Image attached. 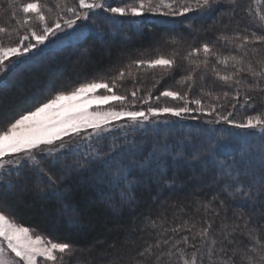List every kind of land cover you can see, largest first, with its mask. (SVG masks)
<instances>
[{
    "label": "trees",
    "instance_id": "1",
    "mask_svg": "<svg viewBox=\"0 0 264 264\" xmlns=\"http://www.w3.org/2000/svg\"><path fill=\"white\" fill-rule=\"evenodd\" d=\"M127 1H112L109 5L120 6ZM4 6L0 3V9ZM261 13L264 15V0H235L234 5L221 0L211 11L147 17L140 22L111 17L101 10L90 13L88 20L78 24L74 35L56 38L53 45L32 53L25 63L0 78V98L9 92L11 97L7 99V106L14 111H27L57 92H68L97 78H112L121 69L127 71L129 65L137 77L146 68L137 70L132 62L156 52L176 54L178 64L165 78L162 74L155 75L156 70H152L147 79H141L160 80L158 91L163 86L181 90L185 86H176L174 81L179 80L178 73L183 77L189 70V64L182 56L187 48H198L204 43H214L218 47L221 34L260 33L262 22L258 16ZM200 26L203 30L197 32ZM157 42L161 45L155 47ZM83 58H88L91 64H85ZM80 66L82 70L76 76L73 70ZM58 72L65 76L61 82L56 81ZM201 73L203 71L197 70L196 79ZM211 79L207 73L208 85L213 83ZM130 80L125 76L122 89L131 84ZM31 83H37V94L29 89ZM221 86L215 81L210 89L221 92ZM18 88L29 91L22 96L17 93ZM249 95L253 97L250 101L253 107L239 110L237 105L234 117L230 118L240 120V117L264 113V92ZM229 110H232L230 103L226 109H218ZM205 121L171 118L135 128L118 127L104 133L102 138L85 139L86 134L77 136L65 143L64 151L57 152L55 158L43 156L35 169L22 161L20 166L10 170V174L0 175V184L9 180L13 183L11 191L14 194L4 200L14 203L12 213L17 221L53 241L67 242L78 249L98 245L104 257L110 259L106 260L107 264H125L123 257L109 263L114 261L115 252L121 247L131 249L135 256L144 248L145 242H154L157 237L153 222L159 225L164 221V226L169 227L189 218L201 225L204 220H212L213 227L218 230L224 217L231 224L236 219L234 211L238 215L242 210L245 213L240 219L242 223L251 216V224L264 228V215H261L264 202L258 198L253 204L242 194L251 180L244 179L239 184L227 175L233 157L238 161L243 157L245 162L258 165L260 155L264 153V140L256 131ZM163 133L168 135L165 139ZM210 145L214 146V157L205 152ZM177 153L182 156L174 159ZM197 153L199 158H194ZM37 178L42 184L41 192L35 188ZM20 183L27 187L23 193L16 191V185ZM237 187L241 188L240 192L236 191ZM209 201L211 205L205 215L202 205ZM196 207L199 210L196 211ZM235 239L248 243L247 237L239 231ZM92 257L87 253L85 259L79 261L94 264Z\"/></svg>",
    "mask_w": 264,
    "mask_h": 264
},
{
    "label": "snow or ice",
    "instance_id": "2",
    "mask_svg": "<svg viewBox=\"0 0 264 264\" xmlns=\"http://www.w3.org/2000/svg\"><path fill=\"white\" fill-rule=\"evenodd\" d=\"M77 2L79 9L85 11L82 12L76 6L58 0L57 7L60 11L66 12L68 16L65 18L57 15L51 24L48 22L45 5L35 2L23 4L22 13H32L34 16L31 19L16 20L19 28L25 29L23 35H19V28L17 29L18 44L5 47L0 43V73L15 70L20 63L26 62L24 57L29 56L33 51L39 52V46L44 45L51 36L63 32L65 27L73 28L77 21L88 20L89 14H94L97 9H103L105 13L120 17L128 15L140 17L146 12L159 13L164 17H175L185 16L193 11L201 13L211 11L221 0H137L136 4L126 6H111L105 0H77ZM227 2L234 5L235 0H227ZM10 7H15L14 0H11ZM47 7L50 10L51 6ZM260 20L262 22L260 33L253 32L251 35L234 33L231 36L221 34L218 39L224 41L225 45H234L237 53L242 52L247 55L249 46L264 45V16H261ZM33 22H38L39 29L33 26ZM8 31V28L0 26V36ZM251 51L257 52L258 50L252 47ZM201 53H203V60L193 59ZM211 56L216 57L211 72L214 80L219 81L223 86V90L214 93L213 89H206L202 83L201 94L193 95L196 83L195 73L203 66L204 72L201 73L199 79L206 82ZM10 57L16 59L10 60ZM184 59L189 64L195 65L191 71L187 72V75L177 81L182 86L186 85V90L181 92L166 88L155 97L149 90L140 98L141 103L149 105L147 109L135 107L139 88L134 87L131 91V101L126 95L115 91L121 87L119 82L125 79L126 74L133 81L136 80L132 65H129L127 72L121 69L111 78L110 82L103 78L84 82L69 92H57L46 102L27 111H21L6 126L0 125V173L9 171L10 174L7 166L19 164L21 158L30 161L35 169L43 159V156H38L37 153H51L53 151L51 146L65 136L85 132L87 133L85 139L102 138L105 132H112L118 127L135 128L138 124L144 125L149 122V117L197 119L199 116L212 117L215 115V120L208 119L205 122L210 124L223 122L231 128L256 131L264 140V114L247 115L242 121L230 118L234 117L237 105H239V110L253 107L250 103L253 97L249 93L264 92V57L257 60L258 66L249 62L245 67L243 55H221L214 50L212 45L204 43L201 47L189 51ZM6 61L9 62L6 64ZM132 63L137 70L144 66L147 70L160 68L165 70L164 74L176 67L174 57L165 58L164 56ZM217 65H222L225 70H219ZM229 65L233 71H227ZM245 77H250L251 80ZM242 88H246L247 91L243 92L244 98L241 102ZM98 90H103V93L97 94ZM205 95L209 97L207 101L203 98ZM162 98L165 101L163 103ZM152 99L157 104L162 103V106H152L150 102ZM169 99L182 103L168 104L166 101ZM85 101L96 102L97 105L114 101L120 107L113 106L107 110L97 107L94 111H89L87 107L79 111L71 110L74 104H81ZM229 103L232 110L218 111V109H226ZM192 113H197V116H192ZM122 118H126L124 125L118 123ZM89 129L91 132H88ZM59 147L62 148L64 145L61 144ZM213 147L210 145L205 150L210 157H214ZM177 156H182V154L177 153L173 158ZM194 158H199V154H194ZM228 169L229 178L239 184H242L244 179L251 180L247 190L242 193L247 201L255 204L259 198L261 202H264V153L260 155L258 165L250 161L245 162L243 157L239 161L233 157ZM49 179L51 180L52 177ZM12 189L13 183L10 180L5 184H0V193L10 192ZM236 191L240 192L241 188L237 187ZM210 205L211 201L202 205L205 215ZM220 206L224 207L223 203ZM261 215H264V212ZM244 216L245 213L241 210L237 219L231 224L227 222V217H224V222L218 230L213 227L212 220H204L201 225L189 218L181 224L169 227L164 226V221H161L159 225L153 222L152 227L156 229L157 238L154 242H145L144 248L135 256L130 257L132 264H264V228L251 224V216L245 218L243 224L238 223L237 220ZM238 231L239 234L247 237V244L235 239ZM33 232V229L17 223L10 212L0 210V264H19L21 261L23 264H56L58 260L63 264L65 255H71L74 251V246L67 242L45 240L41 235H34ZM182 232L186 234L181 235ZM188 249L192 251L189 252ZM9 253L15 260L9 258L7 255ZM56 253H60V256L58 257ZM38 257L43 258L42 261L38 262Z\"/></svg>",
    "mask_w": 264,
    "mask_h": 264
},
{
    "label": "rangeland",
    "instance_id": "3",
    "mask_svg": "<svg viewBox=\"0 0 264 264\" xmlns=\"http://www.w3.org/2000/svg\"><path fill=\"white\" fill-rule=\"evenodd\" d=\"M112 1H118V0H105V2L107 4L111 3ZM33 2L39 3V4H42V5H45L46 6L45 7V11L48 13V22H49V24H51L54 21L53 20V17H55L54 14H56L57 12L61 16H64L65 18H67V16H68V14L66 12L60 11L59 8L57 7L58 0H14L15 7H10L11 0H2L0 3H2V5H5V6H4V9H0V26L6 27V28L9 29V31L6 34H4L3 36H0V43H2L5 47L15 46L16 44L19 43V37L17 35V29L19 28V25L16 24V20L19 19V20L22 21L23 19H26V18L27 19H31V17L34 16V14H32V13H30V14H24V13H22V6H23V4H25V3H33ZM50 3H52V5H50ZM63 3H67L69 5H74V6H76L78 8V10H80L82 12L85 11V10L79 9L77 0H63ZM136 3H137V0H128L126 4H123V5H120V6H126V5H129V4H136ZM49 5L51 6L50 10L47 7ZM61 6H62V4H61ZM100 10L103 13H105L103 11V9H97L95 12L100 11ZM58 13H57V15H58ZM106 14H108L111 17H115V18L136 19V20H139V22L141 20H143L144 18H147V17H150V18L153 17V18H155L157 16H159V17L161 16L159 13L152 14V13H147V12L144 13V15L143 16H140V17H132L131 15H128V16H125V17H120V16H114L111 13H106ZM261 16H264V15L261 13V15L258 16V17H261ZM161 17H164V16H161ZM83 21L84 20L77 21V23L71 29H68V28L65 27V30L63 32L58 33L56 36H51L49 38V40H47L45 42L44 45H40L39 46V49L40 50H45L50 44L53 45L55 43L54 41H56V38L57 39L58 38H61L65 34H70L71 33V35H74L75 30H78V28H79L78 24H80V22H83ZM60 22H61V25L63 26V21L61 20ZM33 26L36 27L37 29H39L38 22H33ZM201 26L198 28L197 32H201V30H203V28ZM24 32H25V29L24 28H19V35H23ZM31 42L32 43H35V41H31ZM154 42H156V41H154ZM25 43H27V41ZM158 45H161L160 42L154 43V46L155 47L158 46ZM210 45H212L214 47V50L217 51V52H219L221 55H230V54L243 55L244 56V61H245V65H244L245 67L247 66V64L249 62H251L254 66H258L257 65V60H259L261 57H264V49H262L263 48L262 46H264V45H260L261 47L258 45L259 47L256 48L258 50L257 52H252L251 51V48L253 46H249V51H248L247 55H244L242 52L241 53H237L234 45H225L224 41H221V40L219 41V46L218 47L215 46L216 44H214V43L213 44H210ZM199 47H201V46H199ZM192 49L193 48H190L189 47V48H187L183 52V54H182L183 59L188 54V52L191 51ZM230 49L232 51L231 52H227V51H230ZM105 51H107L106 48H105ZM34 52L37 53L36 51H33V53ZM31 54L29 56H27V57H24V60L28 59L31 56ZM159 56H164L165 58H172V57H174L175 58V61H176V65L178 64V60H179L178 56L176 54H170L168 52L151 53L150 55H148L146 57H140V58L136 59V61H138V60L154 59V58H157ZM203 58H204L203 57V53H201L198 57H193V59H199V60H203ZM9 59L10 60H15L16 58L15 57H10ZM215 59H216L215 56H211L209 58V61L210 62H209L208 71H207V73L212 76L211 81H213V83L215 82V80H214L213 73L211 72V68L215 64ZM8 62L9 61H6L5 63L7 64ZM83 62L85 64H91V61L88 58H85L83 60ZM185 62H188V61L185 60ZM194 67H195V65L189 64V70L188 71H191V69H193ZM80 68H81V66L78 67V68L77 67L74 68L73 73L76 76H79L80 75V72H81L80 70H82V68L81 69ZM143 68H146V66H144ZM217 68L219 70H221V71H224L225 70L222 65H217ZM153 70L154 71L156 70L155 75L156 74L157 75L158 74H162L163 78H165V76L167 75V74H164L165 70H163V69L156 68V69H153ZM160 70H162V71H160ZM199 70L204 72L203 66H201V68ZM151 71L152 70L144 69L136 77L137 80H135V81H133L130 78L131 79L130 80L131 81V84L128 83L127 85H124V87H126L124 89H122L123 83L121 81L120 82L121 89L120 88H117V89H115V91L118 94L126 95L127 96V99L129 101H131L132 100V97L130 95L131 91L133 90L134 87L135 88H139L140 89V92L138 93L137 102H136L135 107L137 109H147V107L149 105L148 104L141 103L140 102V98H142L145 94H147V92L149 90L152 91L153 97H155L156 95L159 94L160 91H163V90L166 89L163 86L159 91L157 90L158 89V86L157 85L159 84V81H160L157 78H154V79L152 78V79H150L148 81L145 80V79L148 78V74H151ZM227 71H233L231 65H229ZM10 72L6 71L5 73H0V78H4ZM167 73L169 74V71ZM185 75H187V74H185ZM195 75H196V73H195ZM178 76H180L179 77V80H180L181 77H182V74H179L178 73ZM144 77H145V79H141V78H144ZM64 78H65L64 74H62L61 72H58L57 73V76H56V81L57 82H61L62 80H64ZM101 78L106 79L109 82L111 81V77H107V78L101 77ZM101 78H97L95 80H100ZM126 78H128L127 75H126ZM126 80H128V79H126ZM140 80H144V81H140ZM164 80L165 79L161 80V82H163ZM179 80L176 79L174 81L176 86L180 85L179 83H177V81H179ZM196 80L197 81L195 83V87H194L193 93H192L193 95H200L201 94L200 89H201L202 83L204 84V87L206 89H210V87L213 84V83H211V84L209 83V85H208L207 82H202L200 79H196ZM0 81H2V80H0ZM92 81H89V82H92ZM123 82H124V80H123ZM216 84H219L221 86V84H220L219 81H216ZM29 87H30L29 89L30 90H34V92L36 94L38 93V89H37L38 85H37V83H31L29 85ZM221 87L223 89V86H221ZM49 88H50V86L46 87L45 90L48 91ZM169 88H173V87H169ZM29 89L28 88H24V89L23 88H18L17 89V93L19 95H22L23 96V95H25L26 92L29 91ZM222 89H221V91H222ZM176 90H179V89H176ZM184 90H186V85H185V87L183 89H181L179 91L183 92ZM244 90H247V89L246 88H242L241 89V92H242L241 101H243V98H244L243 97V92H245ZM215 92H219V91H215ZM102 93H103V90H98V93L97 94H102ZM10 97H11L10 96V93L8 92V93H6L4 95V98H0V125H3V126H6V124L15 115H18L20 113V111H18L19 109H17V110L14 111V109H11L10 106L9 107L7 106V103L6 102L8 101L7 99H9ZM203 98H204L205 101H207L209 99V97L206 96V95ZM150 102H151L152 106L156 107V106H162V103L165 102V101H163V98H162V103L161 104H157L154 99H152ZM212 102L215 103V101H212ZM166 103H168V104H179V103H182V102H176V101H172V100L169 99V100L166 101ZM113 106H115L116 108H119L120 107V105L117 102H114V101L113 102H109L108 104H103V105H97L96 102L89 103V102L85 101L84 103H81V104H74L71 110L72 111H79V110H82L85 107H87L89 111H94L97 107H100V108H103V109L107 110V109H109V108H111ZM129 106H131V105H129ZM191 107H195V106L194 105H191ZM262 114H264V113H262ZM191 115L192 116H197V113H192ZM171 118L172 119H180V118L168 117V116H162V117H159V118L149 117V122H147L145 124H148V123L155 124L157 122L162 123V122H166L167 120H169ZM186 118H191V117H186ZM198 118H201L203 120H208V119L215 120V115H213L212 117L199 116ZM245 118L246 117H244V118H241L240 117V120H238V121H242ZM120 122H126V118H122L118 123H120ZM138 126H140V125L138 124L137 127ZM88 132H91V129H89ZM85 134H87V133L81 132L79 135H69V136H65V137L62 138V140L56 141L55 144L53 146H51L52 149H53V151L51 153H48V154L37 153V155L38 156H40V155L47 156L48 158H55L57 152L59 153V152H63L64 151V148L59 147L61 144L64 145L67 142L73 141L77 136H83ZM167 136H168L167 134H164L163 133L162 138L165 139ZM22 161H24L28 166L29 165H32V163L30 161H27V160L21 158L19 164H11V165H8L7 167H8V169H10V170L12 169L13 170V169L17 168L18 166H20L22 164ZM7 172H9V171H4V172L0 173V175H4ZM34 184H35V188H37V190L39 192H41L40 191L42 189L41 188L42 187L41 181L37 178V179H35ZM16 187H17L16 191H18L19 193H23V192H25L27 190L26 185L25 184H22V183H20L19 185H16ZM12 194H14V193H12V191H10V192L5 191L4 193H2V196H0V210L4 211L6 213H9L10 212L13 215L12 212H13L14 207H15L14 203H12V202H6L4 200L6 197H8V196H10ZM186 199L192 201V198H188L187 197ZM197 208L198 207H196V211H197ZM220 212L222 214V211L221 210H220ZM234 212L236 213L235 214V218L237 219V212L236 211H234ZM13 216H14V218L16 220L15 215H13ZM16 222L22 224L21 222H19L17 220H16ZM237 222L240 223V224H243L240 219L237 220ZM22 225L25 226L24 224H22ZM33 230H34V232H33L34 235H41L45 240H51L50 238H48L44 234L38 232L37 230H35V229H33ZM95 246L96 245L91 246L88 249H78V248H74V251H73V253L71 255H65L64 260H63V264H81L80 261H79V259H85L84 257H85V255L87 253H89V255H92L93 256L92 257V263H94V264H107L108 261H110V259H108L107 257L106 258L104 257V252H102L100 250L101 248H99L98 245L96 247ZM96 248H97V250H96ZM125 248L126 247H121L120 249H118L115 252L116 254H115L114 259H112L114 261H111L109 263H112V262L114 263L117 259L119 260V258L123 257L125 264L126 263L127 264H131L130 263L131 259H129V258L132 257V256H134V254L130 251L131 249L130 250H127ZM7 255L9 256L10 259L15 260V258L12 257L10 253L7 254ZM56 255L59 257L60 256V253H56ZM37 259H38V262H39V261H42L43 258L38 257ZM106 260H108V261H106ZM19 264H23V262L21 261V262H19ZM56 264H61V262L58 260L56 262Z\"/></svg>",
    "mask_w": 264,
    "mask_h": 264
}]
</instances>
